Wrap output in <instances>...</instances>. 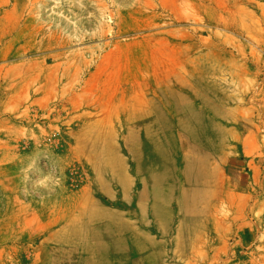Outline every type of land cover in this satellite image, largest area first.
<instances>
[{"label": "rangeland", "instance_id": "rangeland-1", "mask_svg": "<svg viewBox=\"0 0 264 264\" xmlns=\"http://www.w3.org/2000/svg\"><path fill=\"white\" fill-rule=\"evenodd\" d=\"M0 264H264V0H0Z\"/></svg>", "mask_w": 264, "mask_h": 264}, {"label": "bare ground", "instance_id": "bare-ground-1", "mask_svg": "<svg viewBox=\"0 0 264 264\" xmlns=\"http://www.w3.org/2000/svg\"><path fill=\"white\" fill-rule=\"evenodd\" d=\"M157 91V90H156ZM189 93V92H188ZM161 100V99H160ZM167 103V102H166ZM166 106V105H165ZM163 107H164V105H163ZM182 108V107H181ZM183 109V108H182ZM177 125V124H176ZM191 139V138H190ZM159 153V152H158ZM161 155V154H160ZM162 155H163V153H162ZM165 155V154H164ZM155 159V158H154ZM163 160H165V158H157L155 161H154V163L153 164H151V167L152 166H156V165H162L163 164ZM188 167L186 166V168L184 167V169H183V172L184 173H187L188 172ZM199 171H201V170H199ZM199 171H197V176H198V178H201L202 177V175L200 174V172ZM242 173V172H241ZM190 174V173H189ZM160 177L159 178H161V175H159ZM187 176V175H186ZM256 181V180H255ZM255 184V183H254ZM192 185V184H191ZM187 188V187H186ZM189 188V187H188ZM240 189H243V187H242V185H239V186H237L236 187V190H240ZM251 189V188H250ZM191 192V191H190ZM251 193V192H250ZM182 195V194H181ZM180 195V196H181ZM183 196V195H182ZM181 196V197H182ZM188 196V195H187ZM192 196V195H191ZM185 197H186V195H185ZM190 197V196H189ZM186 199V198H185ZM190 199V198H189ZM180 201V200H179ZM191 203V202H190Z\"/></svg>", "mask_w": 264, "mask_h": 264}]
</instances>
